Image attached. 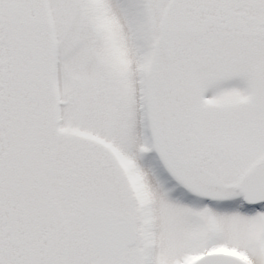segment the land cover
I'll return each instance as SVG.
<instances>
[{"label":"snow or ice","instance_id":"snow-or-ice-1","mask_svg":"<svg viewBox=\"0 0 264 264\" xmlns=\"http://www.w3.org/2000/svg\"><path fill=\"white\" fill-rule=\"evenodd\" d=\"M0 264H264V0H0Z\"/></svg>","mask_w":264,"mask_h":264}]
</instances>
